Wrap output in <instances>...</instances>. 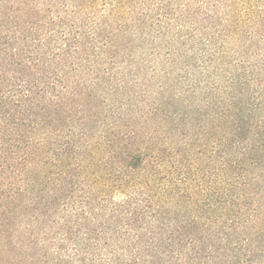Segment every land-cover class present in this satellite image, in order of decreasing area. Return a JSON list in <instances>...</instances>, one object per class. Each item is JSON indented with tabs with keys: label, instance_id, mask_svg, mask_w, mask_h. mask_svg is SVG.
Segmentation results:
<instances>
[{
	"label": "trees",
	"instance_id": "16d2710c",
	"mask_svg": "<svg viewBox=\"0 0 264 264\" xmlns=\"http://www.w3.org/2000/svg\"><path fill=\"white\" fill-rule=\"evenodd\" d=\"M0 264H264V0H0Z\"/></svg>",
	"mask_w": 264,
	"mask_h": 264
}]
</instances>
